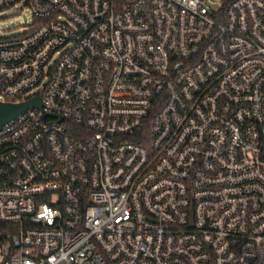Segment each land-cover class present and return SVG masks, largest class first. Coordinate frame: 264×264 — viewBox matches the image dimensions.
<instances>
[{
  "label": "built area",
  "instance_id": "1",
  "mask_svg": "<svg viewBox=\"0 0 264 264\" xmlns=\"http://www.w3.org/2000/svg\"><path fill=\"white\" fill-rule=\"evenodd\" d=\"M19 3L0 264H264V0Z\"/></svg>",
  "mask_w": 264,
  "mask_h": 264
},
{
  "label": "rangeland",
  "instance_id": "2",
  "mask_svg": "<svg viewBox=\"0 0 264 264\" xmlns=\"http://www.w3.org/2000/svg\"><path fill=\"white\" fill-rule=\"evenodd\" d=\"M34 16L30 7L19 3L17 6L4 9L0 12V30L2 36H15L24 33L29 26L27 23L34 22ZM40 87L35 88V91Z\"/></svg>",
  "mask_w": 264,
  "mask_h": 264
},
{
  "label": "water",
  "instance_id": "3",
  "mask_svg": "<svg viewBox=\"0 0 264 264\" xmlns=\"http://www.w3.org/2000/svg\"><path fill=\"white\" fill-rule=\"evenodd\" d=\"M34 107H42L40 97L32 98L27 100V102L22 101L9 103L0 101V127L9 123L24 111Z\"/></svg>",
  "mask_w": 264,
  "mask_h": 264
},
{
  "label": "trees",
  "instance_id": "4",
  "mask_svg": "<svg viewBox=\"0 0 264 264\" xmlns=\"http://www.w3.org/2000/svg\"><path fill=\"white\" fill-rule=\"evenodd\" d=\"M7 227H10L9 225H5V224H3V223H0V228H7Z\"/></svg>",
  "mask_w": 264,
  "mask_h": 264
}]
</instances>
